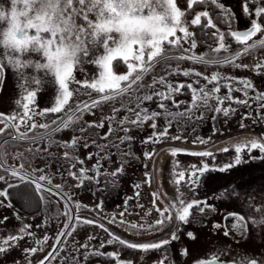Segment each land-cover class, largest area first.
I'll use <instances>...</instances> for the list:
<instances>
[{
  "label": "snow or ice",
  "instance_id": "6c2138e0",
  "mask_svg": "<svg viewBox=\"0 0 264 264\" xmlns=\"http://www.w3.org/2000/svg\"><path fill=\"white\" fill-rule=\"evenodd\" d=\"M80 4L79 8L72 7L69 16L72 14L83 13L82 20L86 23L78 25L79 31L76 39L79 41L84 40L83 56L87 57L89 55V49L87 47L88 41V29L94 22V16L90 15L88 11L84 10V0H77ZM170 5L171 14L173 19V24L171 27L165 25L162 29V34L158 38H154L151 41L145 43H140L138 46L133 48L132 54L121 55L120 60L126 65L127 72L123 75H111L110 69L106 68L108 73L104 79L97 81L93 79L91 82L85 80L81 87L90 89L98 94V97L93 98L91 93H83V95L89 96L88 100L83 102H77L74 110L72 111V116L67 120L57 121L53 119L51 123H37L34 120L36 115L44 117L46 114H56L61 113L65 110V106L69 105L70 99L73 98L74 91L70 89V84H79L80 81L76 77L72 78L70 83L63 82L58 78L57 82L60 84L59 96L57 97L55 104L44 108L42 111H37L35 107H32L36 102V91L29 90L27 87L21 85L23 92L22 98L16 101L19 108L22 111H14L11 114H0V136L5 137V139L0 140V171L5 174H0V182L6 184V187L0 190V197L4 200H9L13 195L9 190L17 189L14 193L15 197L23 202L25 208L44 206L45 211H50L49 206L53 204H58V201L51 200L44 195V193H49L51 196L59 198V201L64 203L63 215L67 217L68 222L64 224L63 228L60 229L55 234V240L51 246V251H48L42 259L36 262V264H45L46 261L55 260L59 255V252L64 251L63 248H57V245L61 244V239L66 237H71L76 231L77 227L82 225H94L103 228L102 224H97L94 220L81 219L78 215H73L72 207H75L77 212L81 209L82 205L80 203L70 204L72 197L68 193L63 192L64 185L53 184V176L49 173L48 169L50 164L57 162V158L53 153L49 151V148L53 144H58L60 147L65 149H72V151H65L63 159L59 160L57 163V171L61 176L67 173L72 179L77 180L78 183L76 187H81L84 185L85 181L98 182V178L101 175L106 177H117L119 173L123 171V166L127 164L130 160L138 159L131 151V141L135 137L129 135L130 131L133 129L143 131L144 125L151 121L149 125L153 130L151 134L140 141L142 145L147 144H158L165 139H171L173 141L182 140L183 137L179 134L170 136V129L175 124L178 133L183 132L187 129L189 123L195 124L197 121H203L207 119V113L211 112V120L213 123L217 121L220 116L224 118H230L237 112V108L232 105H240L247 107L251 110L252 103L255 102L256 115L252 116L251 111L242 116L240 123V128H244L246 125L243 120L252 119L253 123L261 122L264 123V114H261V109H264V93L256 92V95L249 96V90L256 91L254 85L249 79H241L231 76H222L220 72H213L211 76L203 75L199 71H194L191 68L181 69V64L177 63L175 67L169 63L171 61L177 62H190L193 65H203L206 67L210 66H225L231 65L237 69H249L251 68L257 75H260L264 71V59L259 60L254 66L249 64L237 63L242 57L249 56L259 50H264V0H244L242 5V11L246 18H250V26L246 30H237L234 28V22L236 17L232 14L231 10L224 4L220 3L219 0H186V7L189 10L186 13L184 10L178 6L179 0H167ZM197 5H210L212 8L216 9V14H210L209 10L196 11L191 19L188 20L187 16L194 10V6ZM251 5H255L254 17L251 9ZM95 7V5H93ZM144 9H139V13H143ZM151 11V10H149ZM218 24L224 25L226 27L225 31H222ZM192 29H199L200 32L207 36L213 41L209 44V50L211 53L216 55L206 54H196L195 49L198 46V40L194 31ZM179 34V35H178ZM260 35L259 39L254 40V37ZM52 39H56L53 35ZM235 43L238 47L233 51L232 43ZM116 41H105L104 49L105 52H110L112 50V45ZM183 44H187L188 47H183ZM138 52V55L136 54ZM223 52L226 53L223 57L219 54ZM191 53V54H189ZM4 56L7 59L9 65H11L19 74L20 70L23 68H28L31 61L27 63L19 61L16 57L4 52ZM106 59H115V57H106ZM86 62V61H85ZM95 63V59L91 61ZM157 66H160L165 72V75L159 77L153 76L152 82L148 85H143L146 74L152 72ZM40 65H36L38 69ZM2 70V69H0ZM172 76H182L185 78L189 77H202L206 83H201L199 79H192L191 82H176L173 83L169 77ZM36 85H39V81L33 78ZM233 82L235 84L241 85V87L234 88ZM159 85V87H157ZM198 85V87H197ZM211 85V87H209ZM147 88V91H143V94L132 95L133 92L140 93L143 89ZM226 88L227 94L221 95V89ZM187 89V92L183 90ZM79 94V89L76 90ZM238 91L243 95V99H239L233 96V92ZM190 94V102L185 100L177 101L175 96L177 95H187ZM127 96V102L121 105L122 109H125L127 114L123 117L117 119L115 113L119 112L120 109H113V115L107 117L108 120V131L98 138H91L81 136H73L69 143H60L56 141H51L52 136L55 133L60 132L62 129L69 128L73 122V117L79 113L81 116L84 112H90L91 110L97 108L103 103L108 101H115L118 98ZM168 101H171V107H169ZM150 102V103H147ZM228 106H225V103ZM155 103L157 109H152L150 104ZM134 105V106H132ZM182 105H186L184 110H180ZM175 109V110H173ZM199 112V115L196 113ZM162 118L164 125L162 130H158L157 120ZM115 125V127H114ZM130 125V127L126 126ZM23 126L25 131L21 132L20 128ZM88 128H104V120H101L98 124L92 123L87 125ZM46 130V135H35L36 129ZM81 133L85 132L86 129L81 127L79 129ZM123 131L125 135L116 137L119 143L114 141H109V136H114L115 132ZM195 132V127L192 128ZM218 130L213 127L212 135H216ZM95 135V134H93ZM211 137L202 138L196 137L193 144L197 142L201 145L207 144ZM49 140L51 143L43 148H33L32 145L38 144L41 141ZM80 140H84V147L95 146L97 149L94 153L88 154V159H92L93 156L97 157L96 163H94L91 169L86 167H81L78 173L72 171L76 168L77 164L83 165L84 161L81 160L77 155H75V147L78 145ZM13 144H27L28 147L25 148L24 152H8L5 150V145L9 142ZM90 141V142H89ZM99 141H107V143H100ZM125 142H128L127 150L121 148ZM232 150H234V157L231 162L225 163L222 166L215 165V157L213 152L202 150V151H186L185 149L170 148L169 153L172 160V168L170 171V184L174 187L176 196L175 199L171 200L163 209L157 207L156 200H158L159 194L153 193V207L158 212V218L153 223H128V229L135 230L136 235L141 233H162L164 237L155 242H144V243H132L125 239H120L108 229H104L108 232L110 239L106 241L107 245H112L118 243L127 249L139 250L142 253L147 254L150 250H160L165 246L169 245L172 241L180 239L178 235L181 227L183 225H188L189 223H201V217L206 215V209L215 212L214 206L209 205L207 200H198L195 198H189L188 195L183 191L181 185H185L188 188L189 193H195L200 185L201 179L209 172H226L231 168L241 165L242 163H248L249 160L259 161L264 160V135L260 137H252L251 139H244L238 143L231 144ZM115 148L118 150L120 155V166L115 170L108 171L105 169L101 172L102 161L109 160L112 155L111 152H105L106 149ZM229 147L221 149L222 152H228ZM258 150L259 156H253V151ZM247 152L249 160H245L243 153ZM104 153V155H101ZM179 153L186 154L193 157H202L213 159V164L209 165L206 160L201 161L200 166L197 164H191L186 168L180 167V162L175 159ZM45 154L48 158H45ZM154 155L153 152H144L143 158L145 160H150ZM11 156L13 160H18L20 163L17 165H8V157ZM127 157V159H125ZM37 160H41L44 166L41 167L37 163ZM30 169V171H29ZM89 172L94 173V175H88ZM39 173V175H37ZM146 182L150 180L148 174L145 173ZM15 180V183L10 182ZM110 183L115 186L116 180L112 179ZM23 186V187H22ZM135 188H139L140 184L134 185ZM59 189L60 191H56ZM100 190V189H98ZM34 193V195H33ZM138 196L139 193L137 192ZM232 196L238 195V193H231ZM39 198L38 200L36 198ZM67 197V199H65ZM216 199H228L229 194L226 190H221ZM131 199V198H128ZM249 207H252L251 198H249ZM102 201L100 205L102 206ZM128 200H125V208L127 209ZM203 205V206H201ZM2 206V202H0ZM7 207H13L12 203L9 202ZM86 207V206H84ZM195 209V212L193 211ZM254 211L261 213L257 217H248L246 220L244 216L237 213H228L224 220L227 221L229 217L233 218V223L230 226H225L224 235L228 236L229 231L235 232L237 235L244 236L248 232V224L251 223L253 227L259 228L264 225V212L261 211L260 206H256ZM197 213L199 215H197ZM61 213L59 211L52 213V216L58 217ZM17 219H21L18 214ZM121 217L125 215V212L119 214ZM148 215V213H145ZM8 217H4L0 220V224H3ZM75 220V223L72 221ZM116 217L114 216L109 223L115 222ZM121 224H125L126 221L121 220ZM43 225H36L37 228ZM32 225L23 224L15 235H8L6 238L0 237V255H3L11 248L17 247L18 242L25 240L26 237H33L34 234L29 231ZM220 223H214L212 225L213 230L221 228ZM71 229V230H69ZM166 229H170L167 231ZM187 237L191 240H195L196 236L192 231L187 232ZM49 235L46 234L43 240H36V243L43 244L49 240ZM96 237L89 235L87 240L90 242ZM105 247V242H101L99 248ZM80 248L85 249L83 258L85 261L89 260L91 257H102L106 259H111L115 261V264H132L131 260H121L119 258V251L103 253L99 249L93 250L90 248L89 243L80 244L76 251ZM26 257L28 259V264H32L30 257L37 254L38 251H43L42 248L37 247H26L23 249ZM182 256L187 255V249L181 252ZM227 255L226 252H216L209 254L208 259H200L194 264H264V261L258 258H249L246 255L240 254L234 257L230 261H221L220 257ZM143 259V257L141 258ZM64 260H67L68 264H79L71 254L68 257L62 258L61 264H64ZM165 261H169L167 253L157 262V264H165ZM19 264V261L16 262ZM169 264L171 262L169 261Z\"/></svg>",
  "mask_w": 264,
  "mask_h": 264
},
{
  "label": "rangeland",
  "instance_id": "374dc122",
  "mask_svg": "<svg viewBox=\"0 0 264 264\" xmlns=\"http://www.w3.org/2000/svg\"><path fill=\"white\" fill-rule=\"evenodd\" d=\"M226 4H228L235 17L236 23L235 27L237 30L246 29L250 26V18H246L243 11L242 5L243 2L239 0H219ZM7 0H0V5L6 4ZM180 7V5L178 4ZM79 8V5L78 7ZM181 8V7H180ZM182 9V8H181ZM200 10V9H199ZM254 9H252V13L254 17ZM71 11V10H70ZM203 11V10H200ZM83 13L76 14L77 24H84L87 27L86 23L82 20ZM191 19V17H190ZM188 17V20H190ZM192 31V28H190ZM179 35V34H178ZM261 34H258L257 37L253 39H259ZM87 39V38H86ZM183 47H188L187 44H183ZM87 47L89 49V55L87 57L82 56L81 65L79 69L75 73V77L79 84H70V89L74 91V97L77 95L75 91L79 89L81 92V101H76L73 103V100L69 101V105H67V110L65 113L70 112L75 108L77 102H83L89 99V96L83 95V93H91L92 97L98 96L97 93L90 89H86L81 87V84L85 80L91 82L93 79L98 78V69L91 63V61L95 58L96 55L102 54V49L99 48H91L88 44ZM236 46L233 51L237 48ZM204 50H200V48L195 49L196 54H208V55H216L211 53L210 50L203 52ZM221 57L226 55V53H220ZM264 59V50H259L249 56L242 57L238 60L239 63L255 65L258 60ZM23 60L26 62L31 60L33 64L39 62L43 63L42 58L33 53H29L23 57ZM117 60H120L119 58ZM113 61L114 72L117 75H123L127 72L126 65L120 61ZM86 61V62H85ZM172 67H175L177 63L181 64V69L186 68H194L204 71L209 74L211 69H206L203 65H193L186 62H177L171 61L169 62ZM0 67L2 69V79L0 83V114H11L14 111H22V108H19L16 104L18 99L22 98L23 89L21 85L27 87L29 90L36 91V99L37 102L32 106L37 109V111H42L44 108L52 106L55 104L57 97L59 96V88L55 83L54 77L50 76L46 70L35 69L32 66L28 68L20 70L18 74L17 71L9 65L7 59L4 56V52L0 51ZM161 75H165V72L162 70L160 66H157L152 72L146 74L145 82L151 83L152 77H159ZM36 78L40 83L36 85L34 79ZM92 114V113H90ZM89 112H84L81 116L80 114L76 115L73 118V122L69 128L61 130L59 137H66L71 127L79 123L80 121H84L90 116ZM43 117L36 115L34 117L35 122L37 123H47L42 120ZM63 118V117H62ZM61 118V119H62ZM59 117L55 120H58ZM51 121V120H49ZM48 121V122H49ZM248 129L243 131V133L239 134L240 131H226V132H218L214 137L216 139H211L207 144H196L193 143H184L182 141H173L171 142H161L159 145L148 148V152H153L154 155L150 160H145L143 158L142 165L140 166L139 176L136 179L132 174L129 176L132 181L131 187L128 189L127 194L123 196L121 194L118 195L116 202H112L120 206L119 208H109L106 209L103 207L93 206L92 199L83 194L80 195V190L76 187L78 183L77 180L70 179L69 184L64 185L63 192L68 193L72 200L71 204L80 203L82 205L79 212L74 208L76 215H78L81 219H89L94 220L97 224H102L103 228L98 227L96 224L94 225H82L77 227L76 231L73 233L71 237L64 238L61 246L59 248H63L64 251L59 252V255L55 260H51L47 264H61V259L63 257L68 256V252L75 253V249L79 247L80 244L89 243L91 249H99L100 243L105 242V247H103V252H116L119 251L121 260L127 261L131 260L132 264H136V262H141V264H157V262L167 253L169 257V261L171 264H194V262L200 259H208L209 254L218 252L220 246L229 245V244H247V245H259L263 243L264 236V225L260 226L258 229L253 227L251 223L248 224V232L245 237H240L239 241H236L237 235L229 231V235H224L225 226H228L230 229V220L233 221V218H229L227 221L224 220V217L228 213H237L242 215L247 220L248 217H259L261 213L254 211L256 206L261 207V211L264 212V160H259V164L256 161H252V163L241 164L234 168L229 169L227 172H209L206 173L205 176L201 179L200 185L197 188L196 192L189 193L188 188L185 185H181L183 191L188 195L189 198H195L198 200H207L209 205L215 207L216 211L212 212L206 209V215L201 217V223H189L188 225H183L178 235L180 236L179 240L172 241L169 245L165 246L160 250H150L147 254L140 252L139 250L127 249L123 246H120L118 243H114L112 245H107L106 241L110 239L108 232L113 233L120 239H125L128 242L132 243H144V242H155L161 238H166L162 233H141L140 235H136L135 230L128 229V223H153L158 218V212L153 207V193L159 194V199L156 200L157 207L163 209L171 200L175 199L176 192L174 187L170 184V171L172 168V160L169 153L170 148L177 149H189L192 151H202L207 150L213 152L215 158V164L218 162V166H222L228 159L231 161L234 157V150H232L231 144H235L244 139H251L252 137H260L264 135V123L257 122L253 123V120H249ZM0 127H3L0 124ZM20 131H25V128L21 126ZM44 129H36L32 134H40L45 132ZM211 136V135H210ZM57 137V138H59ZM209 136H205L203 138H208ZM222 137H228L226 139H222ZM5 137L0 136V140ZM51 141L45 140L41 141L38 144L44 145ZM38 144L32 145L37 146ZM165 145V146H164ZM168 145V146H166ZM27 144H13L9 142V144L5 145V150L8 152L15 153L17 151L24 152L25 148H27ZM229 147L230 150L228 152H222L221 149ZM191 152V151H190ZM182 154V153H179ZM177 159L180 162L181 168H186L191 164H197L200 166L201 161H205L209 164H213V159L209 158H190V159ZM245 160H249V156L247 152L242 154ZM253 156H259L258 150L253 151ZM251 161V160H250ZM263 162V163H261ZM20 163L18 160H13L11 156L8 157V165H17ZM39 166L43 167L44 164L37 162ZM30 171V169H29ZM49 171V169H48ZM145 173L148 174L150 180L146 182ZM0 174H5L0 171ZM6 175V174H5ZM39 175V173H37ZM15 180H11L13 182ZM53 184H59L55 181H52ZM139 183L140 187L137 189L134 187L135 184ZM6 184L0 182V190L4 188ZM59 190V189H58ZM221 190H226L229 194L228 199H216ZM139 193L137 196L136 193ZM238 193L236 196H232L231 193ZM46 197L51 200L58 201V204L50 205V211H45L43 205H41V209L37 214L36 222L40 223L44 227L40 229L38 232L39 236L37 240H43L46 234L49 235V240L43 244L34 245H24L21 249H16V252L11 251L10 253H5L0 255V264H16L19 261V264H28V259L23 249L26 247H37L42 248L43 251H38L37 254L30 257L32 264H36L37 261L43 258L47 254L48 251H51V246L55 240V234L63 228L64 224L68 222L67 217L63 215L64 211V203L63 201H59L58 197L51 196L49 193H44ZM116 198V196H115ZM131 198V199H128ZM251 198L252 207H249V203ZM128 200L127 209L125 208V200ZM0 202H2V206H0V214L1 211L3 213L0 216H13V207H7L9 203L8 200H4L3 197H0ZM86 206V207H84ZM203 206V205H201ZM59 211L61 214L56 217L52 216V219H49V216L52 213ZM195 212V209L193 210ZM121 212H125V215L121 217L119 214ZM148 213V215H145ZM22 216V214H20ZM197 215H199L197 213ZM116 217L115 222L109 223L113 217ZM126 221L125 224H121L120 221ZM75 223V220L74 222ZM214 223H220L222 225L221 228L213 230L212 225ZM108 229V232H105L104 229ZM71 230V229H70ZM170 231V229H166ZM192 231L196 239L191 240L187 237V232ZM92 235L96 237L92 241H88L87 237ZM187 249V255L182 256L181 252ZM143 257V259H141ZM169 261H165V264H169Z\"/></svg>",
  "mask_w": 264,
  "mask_h": 264
},
{
  "label": "trees",
  "instance_id": "16d2710c",
  "mask_svg": "<svg viewBox=\"0 0 264 264\" xmlns=\"http://www.w3.org/2000/svg\"><path fill=\"white\" fill-rule=\"evenodd\" d=\"M241 2L244 3V0H239ZM220 3L224 4L226 7H228L232 14L234 15L231 7L222 2L219 1ZM179 5L181 8H183V10L188 13V9L186 7V0H179ZM255 5H251V9H254ZM209 10L210 14L215 15L216 14V9L212 8L210 5H197L194 6V10L187 16V19L189 17L194 15L196 11H200V10ZM235 16V15H234ZM236 21V20H235ZM235 23L234 22V27H235ZM218 27L221 28L222 31L226 30V27L224 25H220L218 24ZM192 31L195 32L196 35V39L198 40V48H200V50H204L203 52H206L207 50H209V44H212L213 41L211 39H209L207 36L203 35L199 29H192ZM237 45L233 42L232 43V49H234ZM223 53V52H221ZM191 54V53H189ZM120 61V60H117ZM259 62V60L257 61ZM191 64L190 62H186ZM237 63H239L237 61ZM250 66H254L253 64ZM206 69H211L210 73L207 74L202 70L199 69H194L192 67H190L192 70L194 71H199L201 72L203 75H207V76H211V74L213 72H220L222 74V76H231V77H236V78H241V79H249L252 81L254 88L256 91H252L249 90V96H254L256 95V92H261L264 93V71H262V73L260 75H257L254 71L251 70V68L249 69H237L234 68L231 65H225V66H210V67H206L203 66ZM183 70V69H182ZM146 78V76H145ZM145 78L142 81L143 85H148L150 83H146L145 82ZM169 79L173 82H184V83H188L191 82L192 79H199L201 81V83H206V81H204L202 79V77H189V78H185L182 76H172L169 77ZM157 87H159V85H157ZM198 87V85H197ZM209 87H211V85H209ZM233 87L237 88V87H241V85L235 84L233 82ZM148 89L145 88L143 89L140 93H136L133 92L132 95L135 96L137 94H143V91H147ZM184 92H187V89L183 90ZM75 93L77 94L75 97L73 96V98L71 99V101L73 100V103L76 101H81L82 99H79L81 97V92L79 91V94L77 93V91H75ZM221 95H226L227 94V89L226 88H222L221 89ZM233 96L239 99H243V95L238 92V91H234L233 92ZM127 96L122 97V98H118L115 101H108L106 103L101 104L100 106H98L97 108L91 110L89 112L92 113L90 114V116L87 119H84V121H80L79 123H77L76 125H74L73 127H71V129H69L67 136L66 137H59L60 133H55L52 138L51 141H56V142H60V143H69L72 140L73 136H85V137H90L91 138H98L99 136H102L104 133H106L108 131V120L106 119L107 117L112 116L113 113V109H120L119 112L115 113L117 119L123 117L124 115L127 114L125 109L121 108V105L123 103L127 102ZM175 99L177 101L180 100H185V101H189L190 102V94L187 95H177L175 96ZM150 103V102H147ZM168 103L169 107H171V101L166 102ZM229 102L225 103V106H228ZM252 103V107L251 110H249L247 107L244 106H240V105H232L233 107L237 108V112L232 115L230 118H224L223 116H220L217 121L215 123H213V121L211 120V116L213 115V113L209 112L207 113V119L203 120V121H197L195 124L189 123L187 125V129L183 132L178 133L176 130V126L175 124L173 125V127L170 129V136L172 135H181L183 137L182 140H177L178 141H182L185 144L186 143H193V141L196 139V137H205V136H209L212 137V139H216V137H214V135H212V129L213 127H215L218 132H226V131H240L241 133H243V131L248 129V125L249 120L251 119H246L243 120V123L246 125L244 128H240V123L242 120V116L244 114H247L249 111H251L252 116L256 115V103L255 102H251ZM134 106V105H132ZM152 109H157V105L155 103H151L150 104ZM186 107V105H182L181 106V111L184 110V108ZM65 108H67V106H65ZM158 110V109H157ZM175 110V109H173ZM66 111H69L67 109H65L64 111H62L61 113H56V114H46L42 120L47 122V123H51V121L53 119H57L59 117V119L57 121L62 120L68 113H65ZM79 114V113H78ZM77 114V115H78ZM261 114H264V109H261ZM196 115H199V112L196 113ZM63 117V118H62ZM62 118V119H61ZM74 118V117H73ZM51 120V121H49ZM101 120H104L105 123V127L104 128H88L87 125L88 124H92V123H99ZM49 121V122H48ZM151 124V121H148L145 125H144V130L140 131V130H136L133 129L130 131L129 135L135 137V139L133 141H131L132 147H131V151L133 153H135V155L137 157H139L138 159H133L130 160L127 164H125L123 166V171L121 173L118 174L117 177L113 178V177H106L104 175H101L98 178V182L94 183L91 181H85L84 185L79 187L80 190V195L82 196L83 194H85L86 196H88L89 198L92 199V204L93 206H97L102 203L103 208H119L120 206L113 204L112 202H116L118 195L121 194L122 196L124 194H127V192L129 191L128 189L131 187L132 181H128L130 180V175L132 174V170L135 169L133 171V175L135 176V178L137 179L139 176V169L140 166L142 165V161H143V153L144 152H148V148H153L158 144H147V145H142L140 143L141 140H143L144 138L148 137L151 132L153 131L151 129V127L149 126ZM157 124H158V130H162L163 125H164V121L162 118L157 120ZM128 127L131 128L130 125H126ZM81 127H84L86 129L85 132L81 133L79 131V129ZM115 127V125H114ZM195 127L196 131L193 132L192 128ZM63 130V129H62ZM217 132V133H218ZM95 134V135H93ZM125 135V133L123 131H118L114 133V136H109V141H114L116 143H119L118 139H116V137L119 136H123ZM211 135V136H210ZM59 137V138H57ZM228 137H222V139H226ZM45 141V140H44ZM171 142L173 143V140L171 139H165L162 142ZM11 142V141H10ZM90 142V141H89ZM100 143H107V141H99ZM176 142V141H175ZM46 143L44 145H40L38 144L36 147L32 146L33 148H43L46 147L50 144ZM84 140H80L78 145L75 147V155H77L81 160L84 161L83 165L77 164L76 168L72 169V171H75L78 173L79 168L81 167H86L88 169H91L92 165L94 163H96L97 157L93 156L92 159H88V154L89 153H94L97 151V149L95 148V146H89L87 148L84 147ZM165 146V145H164ZM168 146V145H166ZM121 148L124 150H127L128 148V142H125L123 145H121ZM72 151V149H65L63 147H60L58 144H53L52 147L49 148V151L51 153L54 154V156L57 158V162H53L50 164V168H49V173L53 176V180L59 184L62 185H67L69 184V180L72 179L70 176L67 175V173L65 172V174L63 176L60 175V173L57 171V163L59 162V160L63 159L64 157V152L65 151ZM186 151H192L186 148ZM105 152H111L112 155L110 156V161L109 160H103L102 163V167H101V172H103L105 169H107L108 171H112L115 170L117 167L120 166V155L117 149L115 148H111V149H106ZM101 155H104V153H101ZM193 156H189L186 154H179L178 158L180 159H190ZM216 157V156H214ZM45 158H48L47 155L45 154ZM196 158V157H193ZM125 159H127V157H125ZM217 160V158H215V161ZM37 162L43 163V161L41 160H37ZM231 162L229 159L225 162V163H229ZM224 163V164H225ZM248 163H252V160ZM257 164H259V161H256ZM263 163V162H261ZM44 164V163H43ZM243 164H247V163H243ZM218 166V162L215 164ZM227 172V171H226ZM229 172V171H228ZM88 175H94V173L89 172ZM112 179L116 180V184L115 186H113L110 181ZM16 181H13L12 183H15ZM6 187V185L4 186V188ZM23 187V186H22ZM3 188V189H4ZM128 188V189H127ZM100 189V190H98ZM11 193H13V195L10 197V201L8 200V202H11L13 205V216H6L8 217V219L3 223L0 224V237H4L6 238L8 235H15L17 234V230L23 225V224H29L32 225L31 229H29V231H31L34 236L33 237H26L25 240H21L18 242V246L11 248L9 250L10 253L11 251L16 252V249H21L22 246H26V245H34L36 243V240L39 236L38 232H40V229H42L44 226L37 228L36 225H40V223L36 222L37 216H34L35 214H37L39 212V210L41 209L39 207H33V208H25L23 206V202L21 200H19L18 198L15 197L14 193L16 191H18L17 189H11L9 190ZM34 195V193H33ZM116 196V198H115ZM37 200L39 199L38 197L36 198ZM100 207V208H101ZM3 213V211H1V214ZM0 214V215H1ZM19 215V217L21 219H17V215ZM22 214V216L20 215ZM5 216H0V220H3ZM231 218V217H229ZM230 220V219H229ZM233 223V221L230 220V225ZM94 250V249H93ZM99 250L101 252H103V248H99ZM86 250L83 248H80L79 251H75V253L72 252H68V256L71 254L72 257H74L76 260L79 261V264H93L94 261H97L98 264H110L111 259H106V258H102V257H91L89 260L85 261L83 258L84 252ZM105 253V252H103ZM67 256V257H68ZM65 258V257H63ZM62 261V259H61ZM64 264H68L67 260H64Z\"/></svg>",
  "mask_w": 264,
  "mask_h": 264
},
{
  "label": "clouds",
  "instance_id": "9594fccd",
  "mask_svg": "<svg viewBox=\"0 0 264 264\" xmlns=\"http://www.w3.org/2000/svg\"><path fill=\"white\" fill-rule=\"evenodd\" d=\"M76 4L77 0H7L0 5V51H7L24 63L31 61L25 62L24 56L37 54L43 63L31 61L29 66L37 69L36 65H40L38 69L54 77L58 88V78L70 83L81 65L84 48V40L76 39V14L69 16ZM83 7L94 16L88 29V45L102 49V54L94 58L97 81L108 74L106 68L111 75H117L113 68L115 59L106 57L131 55L134 47L158 38L165 25L173 24L167 0H84ZM53 35L56 39L51 38ZM106 40L116 41L107 53Z\"/></svg>",
  "mask_w": 264,
  "mask_h": 264
},
{
  "label": "flooded vegetation",
  "instance_id": "af4514ba",
  "mask_svg": "<svg viewBox=\"0 0 264 264\" xmlns=\"http://www.w3.org/2000/svg\"><path fill=\"white\" fill-rule=\"evenodd\" d=\"M76 7H78V2L76 4ZM181 10H183V8ZM231 232L235 233L233 231ZM235 235L237 234L235 233ZM240 237L242 236L237 235V237L235 238L236 241H239ZM262 242L263 243H260L259 245H247V244H240V243L222 245L220 246L218 251L226 252L227 255L221 256L220 259L221 261H230L234 257H237L240 254H243V255L248 256L249 258H258L259 260L264 261V238ZM93 264H98V262L94 261ZM110 264H115V261L114 260L111 261ZM136 264H141V262H136Z\"/></svg>",
  "mask_w": 264,
  "mask_h": 264
},
{
  "label": "water",
  "instance_id": "95a60500",
  "mask_svg": "<svg viewBox=\"0 0 264 264\" xmlns=\"http://www.w3.org/2000/svg\"><path fill=\"white\" fill-rule=\"evenodd\" d=\"M242 30H246V29H242ZM0 69H1V67H0ZM1 79H2V70H0V83H1ZM96 97H98V96H96ZM96 97H94V98H96ZM74 110V109H73ZM73 110H71L62 120H67L70 116H72V111ZM78 114V113H77ZM76 114V115H77ZM37 135H46V131L45 132H43V133H40V134H37ZM3 139H5V138H3ZM3 139H1V140H3ZM56 191H60V190H58V189H56ZM65 199H67V197H65ZM70 204H71V202H69ZM72 212H73V215L75 216L76 215V213H75V211H74V208L72 207ZM74 222V220L72 221V223ZM70 230V229H69ZM63 240H64V238H62L61 239V244H62V242H63ZM61 244L60 245H57V248H59L60 246H61ZM49 261H46L45 262V264H47Z\"/></svg>",
  "mask_w": 264,
  "mask_h": 264
}]
</instances>
